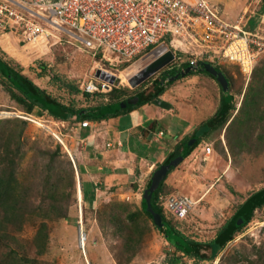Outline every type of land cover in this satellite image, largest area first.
Instances as JSON below:
<instances>
[{"label": "rangeland", "instance_id": "1", "mask_svg": "<svg viewBox=\"0 0 264 264\" xmlns=\"http://www.w3.org/2000/svg\"><path fill=\"white\" fill-rule=\"evenodd\" d=\"M247 4L250 9L245 17L259 8L256 0ZM0 39V57L59 103L82 109L108 102V97L86 99L69 90L74 86L83 91L82 85L95 76L102 61L67 44L65 37L60 41L49 37L30 45L17 44L12 36ZM153 50L132 66L119 68V89L134 90L129 81L168 52L162 44ZM220 61L217 66L229 82L234 105L228 121L201 142L202 146L209 144L212 153L205 157L196 147L167 176L162 192L195 202L182 220L165 215L184 236L202 243L213 240L246 198L264 189V54L250 76ZM158 74L135 90L147 89ZM180 79L166 87L165 99H158L165 116L159 126L163 131L160 143L154 146L163 159L151 163L148 153L154 147L149 145L140 169L131 167L134 164L126 156L122 168L112 173L104 167L108 148L101 141L93 149L91 141L90 146L81 142L89 132H81L77 123L60 122L46 112L37 115V108L28 114L13 96L18 93L10 92L0 78V177L8 170L14 173L12 196L18 200L6 224L13 239L6 243L9 249L0 244V259L11 250L18 255L19 264H175V258L179 264H264V208L256 209L251 221L209 261L176 252L141 212L142 191L150 173L173 149V135L184 124L194 127L208 120L219 105L221 92L216 81L203 76ZM253 104L259 107L258 114L245 120L244 110L249 112ZM142 115L136 114L135 120ZM146 137L154 139L151 134ZM86 183L94 185V200L84 209L82 184Z\"/></svg>", "mask_w": 264, "mask_h": 264}, {"label": "built area", "instance_id": "2", "mask_svg": "<svg viewBox=\"0 0 264 264\" xmlns=\"http://www.w3.org/2000/svg\"><path fill=\"white\" fill-rule=\"evenodd\" d=\"M256 3L257 21L246 29L247 21L223 19L208 0H0V38L12 36L17 44L30 45L63 36L67 44L99 57L98 74L82 85L90 95L118 87L119 68L132 66L160 44L174 53L172 66L189 62L199 70L203 63L217 66L223 60L250 76L264 54V0ZM100 72L114 76V81L101 78ZM77 125L79 130L93 127L88 120ZM198 147L205 157L213 151L206 143ZM160 200L164 211L177 220L184 219L195 203L186 196Z\"/></svg>", "mask_w": 264, "mask_h": 264}, {"label": "trees", "instance_id": "3", "mask_svg": "<svg viewBox=\"0 0 264 264\" xmlns=\"http://www.w3.org/2000/svg\"><path fill=\"white\" fill-rule=\"evenodd\" d=\"M180 54H178L179 56ZM1 63L4 65L0 66V78L5 81L7 84L9 91L13 90L18 93V95H14V98L17 102L23 103L25 105V111L28 114H31L32 110L37 108L38 114L41 115L42 112H46L50 117L54 118L58 121L70 122V123H79L85 120L91 122H98L101 120H105L108 118H113L121 114H126L127 112L135 109L136 107H140L144 104H148L159 96H161L166 87L174 83L172 82H162L159 81L156 84L151 83L146 91L142 92L141 90H130L128 88L115 87L111 90V92L106 94H95L90 95L84 91L78 90L74 86H69V90L74 92V94L81 93L86 99L91 96H98L101 98L108 97L107 103L100 102L96 106H89L87 108L76 109L72 106H66L64 104L59 103L57 100L51 98L47 95L43 90L39 89L28 79L21 76L14 68L9 66L7 62H5L0 57ZM166 69H164V73L173 74L174 72L180 71L188 66H190L189 62H184L180 67H177L176 64L172 63ZM212 66V65H211ZM127 65L121 67L123 70ZM217 71H220L221 68L219 66H213ZM202 68V67H201ZM207 76L210 79L216 81V78L212 75L206 73L203 69L190 72L185 75L186 78L188 76ZM164 77V76H163ZM179 78V79H180ZM229 80V78H228ZM147 82V81H146ZM153 82V81H152ZM217 82V81H216ZM218 83V82H217ZM143 86H146L147 83H143ZM219 85V83H218ZM220 87V85H219ZM253 90V89H252ZM220 101L218 108L214 112V114L203 123L198 125L193 129V131L184 136L180 141L176 142L173 145V149L170 153L166 155L164 160L156 166V168L150 174V178L147 181L144 190L142 191L141 199H140V209L141 212L151 220L153 224V219L149 208L158 214L161 215L162 220L168 224L170 227V232L175 236L172 238L170 235L166 234V231L163 230L161 233L164 235L166 241L172 246L176 252L180 253L182 256L197 259V260H214L219 252L224 248V246L233 240L234 236L240 232L252 219L253 213L256 209L264 208V189L250 195L246 198L235 210L231 219L227 222V224L216 234V236L210 242L202 243L194 240H190L188 237L184 236L181 232H179L174 226L170 224L167 220V214L162 205L160 198L163 196H167V194H163V189L165 186V180L167 176L175 170L178 166H171L165 178L158 184V187L150 191L151 187V178L152 176L159 170V168L168 162L176 159L179 156L183 157V160L188 157L192 151L198 147V145L208 137L209 133L216 130L217 128L221 129L226 122L228 121L229 112L233 109L234 105L232 103V96L229 92V82L227 93H223L220 87ZM139 97V101L126 109H111L112 106L117 105V103L124 98H134ZM254 98H258L256 95ZM253 104L249 108V112L247 110L245 115V120H249L250 117H254L258 114V108ZM147 138V137H146ZM81 170V169H80ZM14 173L10 170L7 171L4 177H0V244H6L9 240L13 239L12 236H9L7 233L6 224L10 221V215L15 212V209L18 205V200L14 196L12 181L14 180ZM94 185L93 184H82V193H83V207L84 209L87 206H92L94 200ZM146 192V196H144ZM172 217V216H170ZM154 225V224H153ZM155 227V226H154ZM168 235V236H167ZM39 241V239H38ZM216 248V250L214 249ZM204 251V254H202ZM8 252L7 254H3L1 256L0 264H19L18 255L16 253L11 254ZM175 264H179L177 258H175Z\"/></svg>", "mask_w": 264, "mask_h": 264}, {"label": "crops", "instance_id": "4", "mask_svg": "<svg viewBox=\"0 0 264 264\" xmlns=\"http://www.w3.org/2000/svg\"><path fill=\"white\" fill-rule=\"evenodd\" d=\"M208 1L216 5L220 9L223 19L235 23L240 18H242L244 22L247 21V25L245 26L246 29L254 28L255 24L253 23L254 22L256 23L259 11L257 9L255 10L254 13H252L251 16L245 17V15L250 9V4H247L248 0H208ZM166 50L174 54L171 50L169 49ZM152 52H154V50L150 51V53ZM194 76H198V75H194ZM203 77H207V76H203ZM186 78H182L180 80H185ZM144 91H146L145 88L143 89L142 92ZM165 92L166 89L164 93L154 101L148 104H144L140 107H137L127 112L126 114H121L116 117L108 118L98 122H92L93 127L84 130L86 132L87 131L89 132L88 135L82 137V140L86 141V145L90 146L89 141H91V147L93 146V149H98L99 147L98 144L101 141V145L104 144L105 149L108 148L106 149L108 151H104L105 152L104 156L107 157L106 159L107 161H105V166H104L106 169H109V171L113 173L116 170H118V168H122L121 166L122 159L126 156L129 161L128 163L132 162L134 164L131 167L134 168L139 167V169L141 168L142 165L141 162L146 161L144 160V158L147 157L146 155L148 154L150 155L148 160L153 161L151 163H153L154 165L157 164L159 160L163 159L162 158L163 156H161L160 149L157 150L158 146L157 147L154 146L156 145L154 143L159 142V139H161V136L163 134V131L159 129V126L160 123H162V119L164 118L165 115L162 114L163 112L162 108L158 106L160 103L158 99H165L164 98ZM106 98L107 97H104L103 99L105 100ZM125 99L127 98H124L122 100ZM142 112H143L142 118L135 120L136 114ZM197 126L192 127L191 125L184 124L183 129L179 130L177 134L173 135L172 138L174 141L173 143L175 144L176 142L180 141L184 136L190 134L193 131V129ZM80 131L83 132V130L81 129ZM149 133H152V135H154L153 141L146 138V134ZM159 133H162L161 136L159 135ZM162 142H163V138H162ZM149 145H152L154 147L153 151H151L152 153L149 152L148 154L143 155L146 149L150 150ZM154 165L152 166L154 167ZM131 167L129 166V164L127 165L128 169H132ZM100 168L101 167H99V169ZM121 171H123V169ZM115 175L116 174H114L113 177ZM116 177H121V175L120 174L116 175ZM127 177L129 179V177L132 176H127Z\"/></svg>", "mask_w": 264, "mask_h": 264}, {"label": "water", "instance_id": "5", "mask_svg": "<svg viewBox=\"0 0 264 264\" xmlns=\"http://www.w3.org/2000/svg\"><path fill=\"white\" fill-rule=\"evenodd\" d=\"M174 59V55L171 52H166L165 54L161 55L151 63H149L139 74H136L130 81L129 84L131 88H136L149 78H151L153 75L159 73L162 69H164L167 65H169ZM0 66H4L1 61H0ZM200 70H204L206 73L212 75L213 77L216 78V81L219 83L222 92L227 93V88H228V81L223 77L221 74V71H217L213 66H211L208 63H203L201 64ZM198 68L194 66H188L174 76H167V79H161V78H156L153 80V84H156L159 81H162L164 83L166 82H172L175 80H178L180 77H184L185 75L189 74L191 71L194 72ZM98 74V73H97ZM101 78L105 80H109L110 82L114 81V76H111L108 73L105 72H100ZM139 101V98L134 97V98H127L125 100H122L117 103V105H114L111 107V109L114 108H119V109H126L131 106H134ZM183 161V157L179 156L176 159L168 162L167 164L161 166L159 170L152 176L151 178V187L149 188L150 191L155 190L158 187V184L165 178L168 169L171 166H177ZM146 196V192L144 194ZM149 211L151 213L152 219H153V224L157 231L161 232L163 230L166 231V234L170 235L172 238H175V236L170 232V227L166 222L162 220V217L160 214L153 212L150 208ZM167 235V236H168Z\"/></svg>", "mask_w": 264, "mask_h": 264}, {"label": "flooded vegetation", "instance_id": "6", "mask_svg": "<svg viewBox=\"0 0 264 264\" xmlns=\"http://www.w3.org/2000/svg\"><path fill=\"white\" fill-rule=\"evenodd\" d=\"M159 57H160V56H159ZM169 65H171V63H170ZM167 67H168V65H167L164 69H166ZM164 69H162V70L159 72L157 78L167 79V76L171 77V76H174L175 74H177L178 72H180V71H177V72H174L173 74H167V75H166V74L164 73ZM196 71H198V69H197ZM163 76H164V77H163Z\"/></svg>", "mask_w": 264, "mask_h": 264}, {"label": "bare ground", "instance_id": "7", "mask_svg": "<svg viewBox=\"0 0 264 264\" xmlns=\"http://www.w3.org/2000/svg\"><path fill=\"white\" fill-rule=\"evenodd\" d=\"M80 197H81V193H80V190H78V198H79V200H81Z\"/></svg>", "mask_w": 264, "mask_h": 264}, {"label": "clouds", "instance_id": "8", "mask_svg": "<svg viewBox=\"0 0 264 264\" xmlns=\"http://www.w3.org/2000/svg\"><path fill=\"white\" fill-rule=\"evenodd\" d=\"M173 55H174V54H173ZM168 66H169V65H168ZM153 80H155V79H153ZM153 80H152V81H153ZM146 81H147V80H146ZM146 81H145V82H146ZM143 83H144V82H143ZM149 134H151V135H152V133H149ZM161 134H162V133H161ZM160 136H161V135H160Z\"/></svg>", "mask_w": 264, "mask_h": 264}]
</instances>
